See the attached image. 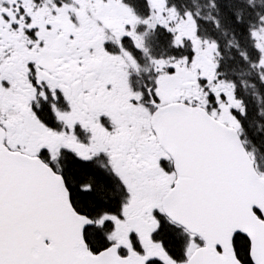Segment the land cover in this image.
I'll return each instance as SVG.
<instances>
[{
  "label": "snow or ice",
  "instance_id": "1",
  "mask_svg": "<svg viewBox=\"0 0 264 264\" xmlns=\"http://www.w3.org/2000/svg\"><path fill=\"white\" fill-rule=\"evenodd\" d=\"M0 264H264V0H0Z\"/></svg>",
  "mask_w": 264,
  "mask_h": 264
}]
</instances>
